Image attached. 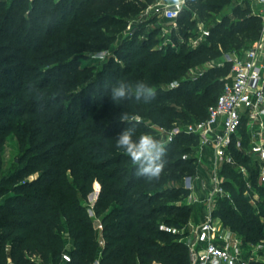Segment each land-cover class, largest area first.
Listing matches in <instances>:
<instances>
[{
    "label": "trees",
    "instance_id": "16d2710c",
    "mask_svg": "<svg viewBox=\"0 0 264 264\" xmlns=\"http://www.w3.org/2000/svg\"><path fill=\"white\" fill-rule=\"evenodd\" d=\"M153 1L61 0L55 7L50 0H34L29 11L27 0H12L7 9L0 0V125L4 121L23 144L20 161L0 180V197H4L0 201V264H35L37 259L50 263L64 252L70 258L64 264H190L189 250L179 235L160 231L159 225L180 229L193 219L194 208L179 202L187 194L183 177L194 173L193 162L181 156L189 152L194 139L181 135L167 144V165L158 181L148 182L135 175V166L116 148L114 138L135 125L134 139L141 134L160 139L144 120L168 128L205 119L226 80L206 82L214 72L210 70L191 82L184 79L188 70L231 49H248L259 37V18L247 6L235 4L234 21L225 17L208 30L209 36L196 49L179 44L178 52L153 50L152 34L148 41L127 40L122 66L110 58L97 70L80 68L78 58L70 54L67 68L61 70L65 80L55 81L51 88L36 83L33 89L51 98L70 95V104L48 115L37 101H24L29 74L17 62L54 57L57 54L48 52L53 43L98 50L113 39L100 29L120 33L125 18L119 15L136 16ZM232 1L187 0L177 22L181 28L188 27L192 13H218ZM51 6L53 10L48 9ZM27 12L30 21L24 18ZM9 50L18 54L9 56ZM228 74L229 69L223 77ZM121 79L133 84L145 81L155 88L156 98L150 103L133 98L114 104L107 86ZM174 81L179 86L169 89ZM123 113L128 120L120 119ZM21 122L27 126L23 133L18 128ZM4 143L0 131V150ZM33 173L38 177L28 180ZM250 173L256 183L255 171ZM223 175L233 204L218 201L215 215L243 242L260 240L264 220L243 197L244 181L232 168L225 167ZM255 189L264 199V187ZM94 192L98 194L89 209L88 196Z\"/></svg>",
    "mask_w": 264,
    "mask_h": 264
},
{
    "label": "built area",
    "instance_id": "2783aa9c",
    "mask_svg": "<svg viewBox=\"0 0 264 264\" xmlns=\"http://www.w3.org/2000/svg\"><path fill=\"white\" fill-rule=\"evenodd\" d=\"M253 2L251 14L260 20L259 37L244 51L222 58L217 67L230 63L222 91L207 109L206 118L186 124L173 123L170 127H155V135L165 145L178 136L192 137L189 152L182 160H191L194 173L183 177V188L187 191L184 205L194 208L193 219L178 229L165 224L159 230L171 235H182L186 244L190 264H260L244 255L245 246L237 233L225 226L215 215L220 200L233 204L232 193L225 186V167L232 168L244 181L243 196L250 198L253 206L257 201L256 187H264V0ZM187 0L174 5L171 0H157L148 5L141 16H160L163 21L174 23ZM209 36L208 30L201 37ZM200 74L188 76L197 80ZM179 86L177 81L169 89ZM246 160V162H242ZM250 170L255 171V182ZM70 261L64 253L62 263ZM35 264H44L39 259Z\"/></svg>",
    "mask_w": 264,
    "mask_h": 264
},
{
    "label": "rangeland",
    "instance_id": "374dc122",
    "mask_svg": "<svg viewBox=\"0 0 264 264\" xmlns=\"http://www.w3.org/2000/svg\"><path fill=\"white\" fill-rule=\"evenodd\" d=\"M60 1L61 0H50V2L54 6L57 5V3ZM156 1L157 0H154L149 4H146L145 7L141 9V12H143L148 5H151ZM1 2L2 3L6 2L5 8L7 9L10 7L12 0H1ZM33 4H34V0H27L29 11L33 8ZM235 4H242L243 6H247L248 8L251 9L253 2H250L249 0H233L231 3H227L223 5L222 10L218 13H213L211 15H207V13L204 14L192 13L190 17V21H191L190 24L188 25V27L185 24H183L182 28L180 27L177 21L174 23H168L163 21L160 16H153L151 18L146 16L143 17L141 16V12L136 16L119 15V18H125L124 21L125 23L123 25L122 31L120 33L118 32L115 35H112L113 31H108L105 28L100 29L103 34H108L109 36H113V39H111L106 45H104L98 50H88L86 47L82 49L68 48V46L66 45L57 46L56 43H53V45H51V47L48 49V52L49 55L57 54L54 55V57L48 58L45 61H37L36 59L27 60L26 58L22 60L19 59V61H17L20 62V64L25 65L27 69V73L29 74L28 75L29 77L27 78L28 81L26 83L27 86L25 87L26 91H24V94L26 96L24 98V101L25 102L37 101L38 105L44 106L43 107L44 115L45 114L48 115V113L51 110L54 112L55 111L60 112L61 109H64L68 104H70V102H72V100L69 99L70 95L69 96L67 95L64 99L51 98L49 95L35 92L33 91V89L36 88L35 86L36 83L47 84V87L51 88L52 86H54L55 81L65 80L67 75L62 74L61 70H64L65 67L67 68L71 55L76 56L78 58L77 62H79L80 68L87 67L89 70L91 69L97 70L101 68L102 66H104V63H107L110 60V58H113V62L115 64H119L122 66L124 64V61H121L120 58L124 54V49H123L124 42L135 38L138 41H148L150 34H152V36L154 37V41L156 42V45L153 50L163 51V52L167 50H171L178 52L180 50L179 44H184L185 47L188 49H196L199 46V44H202L205 41V38L201 37V31L209 30L213 25L221 23L225 17L230 21H234V18L231 15V10ZM48 9L53 10V6H51ZM24 18L26 21H30L28 12L25 13ZM54 37L57 38V36ZM53 40L51 39L50 41L53 42ZM38 44H40V42H38ZM246 49L247 48L231 49L228 52L220 54L216 60H211L202 63L200 65H196L188 70V73L184 79H187L188 76L200 74V72H203L204 75L206 72L212 70L214 72L212 73L211 77L207 78L206 82H211L216 78H220L221 80H226V77L228 75L225 77H223V75L224 72H226V70L228 71V69L230 72V63H225V65L222 67L224 68V71H217L216 69L220 70V67H217V64H219L222 61V58L227 56H234L235 54H238L242 50H246ZM61 52H65L64 54L67 55L62 54L58 56V54ZM14 53L16 55L18 54L15 51ZM6 54L10 56L13 54V51L9 50ZM15 54H13V56ZM227 65L228 67H226ZM197 80H191V82H195ZM21 108L23 109V106H21L20 109ZM25 121L30 122V119L28 117H25ZM136 121L140 122L141 118L137 117ZM144 123L155 134V127H154L155 125L150 123L149 120H144ZM0 126H1L0 131L3 132L5 137V143L0 150V180H1V177L6 172H8L12 167H14V165L18 164V162L20 161L23 144L19 140L18 136L13 132H11L10 129H8V126L4 121H3V125ZM18 128L22 133L27 130V126H25L24 123L22 122L18 124ZM21 136L24 137L23 134H21ZM38 175H39L38 173H33L32 175L28 176L27 179L28 180L35 179L38 177ZM255 195L257 196V201L253 206L250 204V198H245V196L243 197L247 199L248 203L252 206L253 213L256 216H259L260 220L263 221L264 199L263 197H261L260 193L257 190L255 191ZM96 196L97 195L95 193L94 197ZM3 199L4 197H0V201ZM87 201H88V208L90 209L92 207L93 200H90L88 197ZM179 203L183 204L182 201H180ZM96 233L97 236H99L98 229ZM182 237L184 236L180 234L179 235L180 241ZM243 243L245 246L244 255L246 257L254 258L260 264H264V236H262V238L256 242H252V243L243 242ZM62 256L61 258L57 259L55 262L45 263L42 260L41 262L44 264H63ZM9 264L12 263L9 261Z\"/></svg>",
    "mask_w": 264,
    "mask_h": 264
},
{
    "label": "clouds",
    "instance_id": "9594fccd",
    "mask_svg": "<svg viewBox=\"0 0 264 264\" xmlns=\"http://www.w3.org/2000/svg\"><path fill=\"white\" fill-rule=\"evenodd\" d=\"M174 5H179L182 0H171ZM109 98L116 104H122L126 100L135 99L150 103L156 98V90L145 81H137L134 84L127 80H118L115 84L108 85ZM122 121L128 120L126 113L120 116ZM135 125L126 127L114 138L116 148L122 149L135 166V175L145 178L148 182L158 181L163 173L167 160V148L164 142L154 138L150 134H141L138 139Z\"/></svg>",
    "mask_w": 264,
    "mask_h": 264
},
{
    "label": "water",
    "instance_id": "95a60500",
    "mask_svg": "<svg viewBox=\"0 0 264 264\" xmlns=\"http://www.w3.org/2000/svg\"><path fill=\"white\" fill-rule=\"evenodd\" d=\"M98 193H96V195H97ZM95 196V193H91L88 197H89V199L90 200H93V202H92V205H93V203H94V201L96 200V197H94ZM89 213L92 215V210H89Z\"/></svg>",
    "mask_w": 264,
    "mask_h": 264
},
{
    "label": "crops",
    "instance_id": "0c3cea01",
    "mask_svg": "<svg viewBox=\"0 0 264 264\" xmlns=\"http://www.w3.org/2000/svg\"><path fill=\"white\" fill-rule=\"evenodd\" d=\"M254 4H252V6H253Z\"/></svg>",
    "mask_w": 264,
    "mask_h": 264
}]
</instances>
